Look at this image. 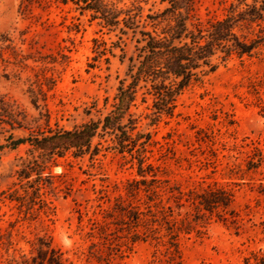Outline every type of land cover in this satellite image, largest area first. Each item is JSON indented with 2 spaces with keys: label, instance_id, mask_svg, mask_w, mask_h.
<instances>
[{
  "label": "rangeland",
  "instance_id": "rangeland-1",
  "mask_svg": "<svg viewBox=\"0 0 264 264\" xmlns=\"http://www.w3.org/2000/svg\"><path fill=\"white\" fill-rule=\"evenodd\" d=\"M110 7L153 19L166 0H105ZM234 0H196L206 22L227 13ZM87 0H0V111L22 121L0 125V256L31 255L41 239L74 264H242L264 249V45L232 58L192 81L173 109L155 118L154 96L141 81L123 123L148 137L145 161L120 152L116 138L100 129L92 150L73 149L42 174L21 172L33 160L28 142L7 140L102 120L115 109L121 81L128 85L137 38L124 22L109 26ZM160 31V29H159ZM138 146V145H137ZM96 151H94V150ZM91 152L96 153L92 155ZM259 168L249 169L251 161ZM148 185L159 188L175 212L190 211L194 229L175 240L161 227L160 240L136 239L133 216L146 211ZM231 187L236 216H196L193 205L172 192ZM173 190V191H172ZM171 250V251H170ZM35 253V251H33Z\"/></svg>",
  "mask_w": 264,
  "mask_h": 264
},
{
  "label": "trees",
  "instance_id": "trees-1",
  "mask_svg": "<svg viewBox=\"0 0 264 264\" xmlns=\"http://www.w3.org/2000/svg\"><path fill=\"white\" fill-rule=\"evenodd\" d=\"M87 1V5L101 15L109 26L124 22L134 35L140 34L136 40L139 44L136 62L134 57L130 58L129 74L132 81L128 85L121 81L115 109L102 120H92L72 130L58 128L50 130V134L42 131L27 138L14 139V135L10 133L7 140L13 146L26 142L31 146L29 151L34 158L21 170L25 177L34 171L42 174L49 162L63 156L69 149H73L76 156L89 153L93 140L101 134L100 129L114 135L116 148L120 152H129L134 157L138 153L135 158H139L142 163L140 168L143 167L145 153L142 152L145 147L140 150V146L147 144L148 137L142 140V134L134 136L129 130L130 126L123 123L136 99L138 84L145 82L146 85L143 86L154 96V120H157L173 109L176 97L192 81L216 71L233 54L240 57L251 55L258 46L264 45V0H234L229 4L224 17L206 22L196 15V0H166L168 6L161 13L150 17L153 19L152 30L146 29L147 25L138 19L141 17L139 11H127L124 13L126 17L120 19L123 11L110 7L105 0ZM12 116L14 115L1 108L0 125L20 127L22 121ZM3 147L0 144V150ZM261 162L262 157L256 163L251 161L248 168L257 169ZM144 182L147 184L146 180ZM146 188L150 202L156 208L148 205L146 211L139 208L135 210L134 226L138 228L142 225L144 228V231H135V240H160L163 237L160 229L164 227L166 235L175 240V243H171L172 246L178 247L177 238L181 233H190L194 229L195 219L190 211L176 214L173 206L169 205L170 198L163 202L157 185L147 184ZM176 190L177 193L172 192V196L176 199L177 206L181 208V200L184 199L193 205L198 218L206 219L216 215L220 220L227 221L236 216L233 209L235 194L231 187L215 183L202 190ZM33 251L30 256L22 254L20 258L13 256L3 259L0 256V264H74L47 239H41L39 245L33 247ZM242 264H264V249L250 253Z\"/></svg>",
  "mask_w": 264,
  "mask_h": 264
}]
</instances>
